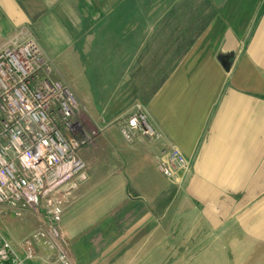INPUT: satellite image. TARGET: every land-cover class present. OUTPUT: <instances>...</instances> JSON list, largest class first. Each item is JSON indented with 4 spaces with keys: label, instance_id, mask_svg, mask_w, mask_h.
<instances>
[{
    "label": "crops",
    "instance_id": "crops-1",
    "mask_svg": "<svg viewBox=\"0 0 264 264\" xmlns=\"http://www.w3.org/2000/svg\"><path fill=\"white\" fill-rule=\"evenodd\" d=\"M127 1L76 0V8L72 0L46 1L73 34L82 23L113 16L119 17L118 35L134 34L131 41L101 42L107 55L101 57L99 68L92 69L87 62L84 68L79 63L74 64L77 69L72 67L73 92L84 98L96 120L85 116L89 132L80 151L84 173L57 192L71 264H156L157 256L170 255L167 242L176 235L177 223L166 212L158 216V211L172 208L174 201L180 209L192 207L183 195L188 179L196 190L209 186L220 193L264 192V0H169L159 10L153 8L156 0H130L137 7L132 12L125 8ZM144 1L150 4L144 14L149 18L146 25L140 20ZM124 17L132 18V24L126 26ZM49 18L54 30L45 31L55 43L53 53H59L66 31L55 12ZM224 53L230 54L229 71L221 63ZM74 79L84 83L77 86ZM95 80L101 82L99 88ZM97 90L105 98L102 106L94 102ZM137 107L160 131L159 139L138 131L132 140L125 137L119 120ZM171 146L188 158L185 175L178 180L159 168ZM167 200L171 203L162 205ZM213 210L214 218H196L185 238L204 237L208 223L233 222L231 216L222 222L224 214L216 206ZM5 215L0 211L5 239L20 264H63L40 241L34 243L35 257L27 258L24 240L36 219ZM235 229L228 233H237ZM204 257L206 264H223L217 246ZM1 261L16 264L12 259Z\"/></svg>",
    "mask_w": 264,
    "mask_h": 264
},
{
    "label": "built area",
    "instance_id": "built-area-1",
    "mask_svg": "<svg viewBox=\"0 0 264 264\" xmlns=\"http://www.w3.org/2000/svg\"><path fill=\"white\" fill-rule=\"evenodd\" d=\"M78 98L51 68L34 40L15 42L0 48V205L22 215L27 209L45 210L46 227L25 241L27 258H33L37 241L57 248V258L70 264L61 242L62 207L57 192L73 176L83 174L86 162L80 151L86 144L79 137ZM125 137L135 132L150 139L161 133L141 107L123 118ZM188 158L176 146L168 149L159 168L170 178H183ZM184 170V175L179 172ZM0 260L12 259V245L3 240Z\"/></svg>",
    "mask_w": 264,
    "mask_h": 264
},
{
    "label": "rangeland",
    "instance_id": "rangeland-1",
    "mask_svg": "<svg viewBox=\"0 0 264 264\" xmlns=\"http://www.w3.org/2000/svg\"><path fill=\"white\" fill-rule=\"evenodd\" d=\"M46 1L47 0H0V48L15 42H23L29 39L34 40L40 47L44 59L51 68V75L56 79H61L72 90L73 88L70 83V78L73 76L72 72L77 69L74 65L75 63H79L82 68H84V64L86 62L90 67H92V69L99 68L101 57L103 55H107V49L100 48L101 42H103L104 45H110V43H114L118 40L121 42L131 41V37L133 38L134 36L133 33L132 35H128L130 33L129 32L126 34L128 35V40H126V35L123 34H120L121 37L117 39L120 35L117 34V21L119 20V17L116 16L103 18L101 22H97L95 24L82 23L81 29L79 30L80 27L76 26L77 31L73 34L70 32L68 22L63 25L62 23L65 22L61 23L62 18L58 15L57 9L54 11V5L52 6L51 4H47ZM128 1L126 3L128 6L125 5L126 9L130 10L133 8L134 10L137 8L133 7L132 1ZM154 4L156 5L153 8H157L158 10L164 9L166 4H169V0H156ZM72 5L76 8V0H72ZM149 5L148 1L141 2L140 20L142 25H146L148 23L149 18L144 16V14L148 12L147 10ZM133 10H130V12ZM54 12L56 14L57 22L62 24L64 30L66 31L64 32V34H66V44L64 49L59 53H53L55 43L51 42V40H49V35L46 34L47 31L52 32L54 30L53 22L51 18H49V16L53 15ZM124 18L125 20H128L125 23L126 26L132 24V18ZM89 19L90 18H88V20ZM63 20L67 21V18H63ZM77 20L80 21L79 18H77ZM45 21H48L49 23L46 24ZM44 23L46 24L45 26L43 25ZM122 25L124 27L123 22ZM91 44H93L94 47L92 49L87 48V46H92ZM71 46H73V48ZM44 48H48L49 51ZM72 67L74 70H72ZM72 83L79 86L82 85L84 81L74 79ZM93 84L99 88L101 82L95 80L93 81ZM97 92L99 95L94 98V102L102 106V101H104L105 98L101 97L100 90H97ZM77 98L80 108V112L77 113V120L79 122L78 136L81 137L89 132L85 126V116L91 118L92 116L89 114L88 108L83 102L84 98H80L79 96H77ZM92 119L96 120L95 118ZM190 182L191 179H188L183 195L184 198L189 200L192 205L191 208L186 207L180 209L178 206L179 202L174 201L172 208H168L166 211L162 208L158 211V216L164 217L166 212L169 216L175 218L174 222L177 224L173 225L175 228L173 234L176 235L170 238L171 242H167V245L168 243H171V249L168 247L167 250L168 253L172 251L170 252L171 254L157 256L156 264H194L195 262L198 264H206L204 262V256H206V254L216 246L221 250L223 264H264V192L252 193L249 195L248 193L243 192L220 193L212 190L210 191L212 188L209 186H198L196 187L197 191L189 185ZM200 188L204 189V192L201 191ZM57 199L59 201V206H61L62 202L60 200L62 198ZM170 203L171 200H167V202L162 203V205H169ZM214 206H216L217 209L219 208L220 213L224 214L225 217L224 219H221L222 222H229L230 220L228 219V216H231V220L233 222L231 224L221 223L220 225H212L211 223H208L204 226V237L201 234H198V240H189L188 238H185V236H187L185 235V231H189L193 227L194 222H196V218H204L205 220H212L214 218ZM182 209L183 211L180 212L179 210ZM0 211L4 215L12 214L13 218H23L29 215V219L32 221H34V218L36 219V222H34V226L31 229L32 231L29 232V236L24 240V244L25 241L40 228L46 227L47 215L44 209L40 211L27 209L23 214L24 216L16 215L13 210L8 209L3 205H0ZM184 218L187 219L183 220ZM234 221L238 224H235ZM1 224L0 247L3 245V240H6L4 232V218L0 219V225ZM228 229H235L237 230V233L230 234L228 233ZM211 233L215 234L212 235ZM64 238V234L62 233L61 242L63 243L66 251H68L67 241ZM157 240H160V238H157ZM43 244L49 247V245L45 243ZM238 245H241V247H238ZM52 249H54L53 251L55 252H53ZM52 249H49L51 255L59 260L57 258V248L53 247ZM179 259L181 261L177 263ZM1 262L2 261L0 260V264ZM61 263L63 262L61 261Z\"/></svg>",
    "mask_w": 264,
    "mask_h": 264
},
{
    "label": "water",
    "instance_id": "water-1",
    "mask_svg": "<svg viewBox=\"0 0 264 264\" xmlns=\"http://www.w3.org/2000/svg\"><path fill=\"white\" fill-rule=\"evenodd\" d=\"M229 56L230 54L228 53H224L222 55V59H221V63H222V66L227 70L229 71L230 70V64H229ZM184 175V170L182 169L180 172H179V176L182 177ZM172 179H175V180H178L179 178L178 177H172Z\"/></svg>",
    "mask_w": 264,
    "mask_h": 264
}]
</instances>
